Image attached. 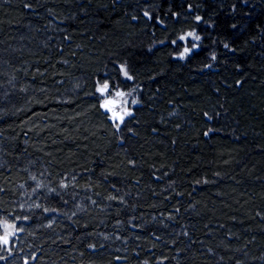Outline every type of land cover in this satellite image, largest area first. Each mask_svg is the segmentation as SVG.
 <instances>
[{"label":"trees","instance_id":"16d2710c","mask_svg":"<svg viewBox=\"0 0 264 264\" xmlns=\"http://www.w3.org/2000/svg\"><path fill=\"white\" fill-rule=\"evenodd\" d=\"M5 225L0 264H264V0H0Z\"/></svg>","mask_w":264,"mask_h":264},{"label":"snow or ice","instance_id":"6c2138e0","mask_svg":"<svg viewBox=\"0 0 264 264\" xmlns=\"http://www.w3.org/2000/svg\"><path fill=\"white\" fill-rule=\"evenodd\" d=\"M144 15L151 18L150 14L148 12H145ZM200 19H201V17H199V16L196 17L197 21H199ZM233 27H235V25H233ZM189 38H191L193 41H197V42L201 40V37L199 35H197L195 32H188L186 35L179 37L180 41H187ZM172 43L175 44L176 41H173ZM198 47H199L198 43H193L191 47H184L183 51H181L179 53V58L185 59L188 55H190L193 52L194 49H196ZM224 47L228 48V45L225 44ZM212 59L213 60L216 59L215 55L212 56ZM209 67H210V65H209ZM119 70L123 73V76L126 79H128V80L133 79V77L127 71V68L125 67V65H120ZM109 87H110L109 83L104 82L101 86H99L97 88V92H99L103 96L109 90ZM116 95L117 96H124L125 93L117 92ZM133 102L135 103V101H133ZM101 107L105 108L107 111H112V109L109 108V102L108 101H105V103L103 105H101ZM131 115H132V113L130 111L125 110L123 115L113 112V115L110 118L114 121H118V123L116 124V127H117V129H119L120 124H122L124 122L125 116H131ZM205 115H207V114H205ZM66 186L67 185H65V187ZM25 219H27V217H25ZM9 227L15 228L14 225H5V233H4V235L0 236V246H3V249H2L3 251H6L9 253V255H11L12 249H11V247H9V245L11 243L9 236L14 235V233H10L9 231H7V229ZM7 259H8V256L0 255V260H7ZM33 259H35V257H33ZM25 264H27V261H25Z\"/></svg>","mask_w":264,"mask_h":264},{"label":"rangeland","instance_id":"374dc122","mask_svg":"<svg viewBox=\"0 0 264 264\" xmlns=\"http://www.w3.org/2000/svg\"><path fill=\"white\" fill-rule=\"evenodd\" d=\"M103 101L109 102V108L112 109V111H108L110 113V117L113 115V112L123 115L125 110L130 111L132 113L133 111V104L135 101L134 98H132V95L126 94L124 96H117L115 94H108V91L103 95ZM128 116H125L124 121L126 120ZM114 121V120H113ZM116 124L118 121H114ZM124 123V122H123ZM122 123V124H123ZM120 124V126L122 125Z\"/></svg>","mask_w":264,"mask_h":264}]
</instances>
